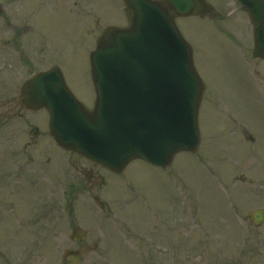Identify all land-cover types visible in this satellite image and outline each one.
<instances>
[{"label":"rangeland","instance_id":"374dc122","mask_svg":"<svg viewBox=\"0 0 264 264\" xmlns=\"http://www.w3.org/2000/svg\"><path fill=\"white\" fill-rule=\"evenodd\" d=\"M206 1L218 19L177 20L206 87L201 143L165 171L136 160L114 175L41 141L39 157L29 161L35 173L20 178V161L28 158L15 161L9 145L20 157L24 141L15 137L32 126L48 132L49 115L21 107L22 118L10 117L21 78L4 75L0 264H73L64 253L79 251L86 254L75 264H264V224L251 218L264 211V61L252 56V24L242 6ZM35 3L23 6L31 19ZM42 3L49 8L39 14L41 44L38 38L27 46L24 79L58 66L71 92L92 107L89 55L107 27L127 26L124 0Z\"/></svg>","mask_w":264,"mask_h":264},{"label":"water","instance_id":"95a60500","mask_svg":"<svg viewBox=\"0 0 264 264\" xmlns=\"http://www.w3.org/2000/svg\"><path fill=\"white\" fill-rule=\"evenodd\" d=\"M239 2L255 26L254 55L264 59V0ZM125 3L129 27L107 29L90 57L97 93L93 111L75 99L58 68L28 82L26 101L30 108L48 109L62 147L114 172L136 159L167 168L176 154L198 148L204 91L175 19L209 9L203 0ZM263 219L255 214L257 223Z\"/></svg>","mask_w":264,"mask_h":264},{"label":"flooded vegetation","instance_id":"af4514ba","mask_svg":"<svg viewBox=\"0 0 264 264\" xmlns=\"http://www.w3.org/2000/svg\"><path fill=\"white\" fill-rule=\"evenodd\" d=\"M37 1L35 7L40 10L43 3L42 0ZM25 3L26 0H0V85L5 90L7 80L4 78V75L8 72H17L19 75H22L28 64L26 60L27 46L29 42L30 44L34 43L39 38L36 22L33 20L35 15L33 13V19L26 16L23 8ZM39 46L40 42L37 40V47ZM15 77L17 82L19 76L15 75ZM18 86L14 85L16 90H14L15 95L13 98L15 99L8 109L9 114L15 113L20 105L23 104ZM2 98L9 99L6 94H3ZM14 105L16 106L14 107ZM42 136H45V134H42L39 128L32 127L22 129V132L15 137V141H24L23 145H20L21 149H18L21 159L28 158L26 163L25 160L20 161L21 169L24 173L28 171L35 173V171L28 169L35 164H31L30 162L35 160L37 154L36 147ZM92 165L103 169L98 165ZM65 197L68 196L65 195ZM79 239H81L80 236Z\"/></svg>","mask_w":264,"mask_h":264}]
</instances>
